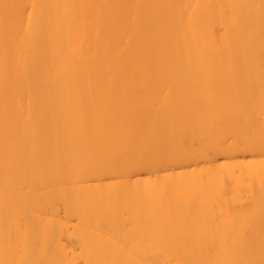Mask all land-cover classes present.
Wrapping results in <instances>:
<instances>
[{
    "label": "bare ground",
    "instance_id": "6f19581e",
    "mask_svg": "<svg viewBox=\"0 0 264 264\" xmlns=\"http://www.w3.org/2000/svg\"><path fill=\"white\" fill-rule=\"evenodd\" d=\"M0 264H264V0H0Z\"/></svg>",
    "mask_w": 264,
    "mask_h": 264
}]
</instances>
